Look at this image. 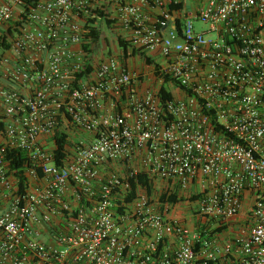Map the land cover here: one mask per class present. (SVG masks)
<instances>
[{
    "label": "built area",
    "instance_id": "built-area-1",
    "mask_svg": "<svg viewBox=\"0 0 264 264\" xmlns=\"http://www.w3.org/2000/svg\"><path fill=\"white\" fill-rule=\"evenodd\" d=\"M4 36L0 264H264V0H0Z\"/></svg>",
    "mask_w": 264,
    "mask_h": 264
},
{
    "label": "trees",
    "instance_id": "trees-1",
    "mask_svg": "<svg viewBox=\"0 0 264 264\" xmlns=\"http://www.w3.org/2000/svg\"><path fill=\"white\" fill-rule=\"evenodd\" d=\"M27 10V8L25 7ZM20 24L17 22L15 23V26L18 27ZM8 35L13 36V30L12 28L8 30ZM88 35L93 36L95 38H98L100 36V32L97 30H91ZM9 48L8 41L6 39V36L0 38V59L2 57V54L5 50ZM87 49V48H86ZM146 62L148 64L150 63L149 59H146ZM162 92H164V88H162ZM1 119V117H0ZM2 128V124L0 122V129ZM62 136V137H61ZM55 135V139L58 141V146H59V152L57 153L58 157H61V151L63 148V145L66 144V135ZM6 158L10 160V167L12 170L16 171L17 177L20 178L22 181L24 180V173L29 168L30 166V161L26 158V154L24 152L18 151V150H6ZM138 180L140 185L147 190L149 194L152 193V185L150 184V179L144 175L140 174L139 176L135 177V180ZM130 186L134 188V183L130 182ZM157 196H159V201L161 203H172V204H177V203H182L184 200L180 198L178 195L173 194V195H168L167 193H162L159 195V193H156ZM193 200V199H191ZM190 200V202H191Z\"/></svg>",
    "mask_w": 264,
    "mask_h": 264
},
{
    "label": "rangeland",
    "instance_id": "rangeland-1",
    "mask_svg": "<svg viewBox=\"0 0 264 264\" xmlns=\"http://www.w3.org/2000/svg\"><path fill=\"white\" fill-rule=\"evenodd\" d=\"M246 206V205H245ZM243 207L242 209V214L245 215V212L247 211V208L246 207ZM187 207H185V205H180V206H177L172 212H171V216H180L181 217V214L182 213H185L186 212V209ZM233 229H236V227L234 226ZM235 233H237L236 231H233L231 233V235H235Z\"/></svg>",
    "mask_w": 264,
    "mask_h": 264
},
{
    "label": "crops",
    "instance_id": "crops-1",
    "mask_svg": "<svg viewBox=\"0 0 264 264\" xmlns=\"http://www.w3.org/2000/svg\"><path fill=\"white\" fill-rule=\"evenodd\" d=\"M240 216L243 217L244 215L241 213Z\"/></svg>",
    "mask_w": 264,
    "mask_h": 264
}]
</instances>
